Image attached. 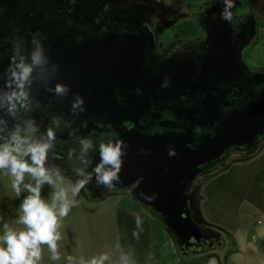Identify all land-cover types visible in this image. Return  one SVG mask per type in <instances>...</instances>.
<instances>
[{
	"label": "flooded vegetation",
	"instance_id": "flooded-vegetation-1",
	"mask_svg": "<svg viewBox=\"0 0 264 264\" xmlns=\"http://www.w3.org/2000/svg\"><path fill=\"white\" fill-rule=\"evenodd\" d=\"M234 3L229 20L227 0H0V86L12 57H30L37 47L34 37L48 58L30 85V110L21 108L14 118L0 106L7 122H0V130L7 135L17 123L27 129L26 121L34 119L40 127L35 135L44 139L47 128L53 127L56 140L46 166L75 182L80 177L70 169L84 167L87 156L92 164L86 171L91 172L99 163L101 143L121 140L126 133L181 132L183 123H166L175 120L181 107L199 114L215 110L221 120L253 111L264 93V0ZM224 25L228 30H217ZM49 83H62L70 91L55 96L46 90ZM76 96L84 104L73 110ZM53 117L58 122L53 123ZM207 120L196 124V142L216 135L218 122ZM83 139L92 142L87 153ZM263 147L264 131H259L254 140L237 139L202 166L190 190L194 219L201 218L199 180L251 159ZM113 183L109 190L97 185L93 175L81 194L91 201L116 195L118 203L126 196L152 210L121 180ZM206 227L205 238L193 240L191 250L218 243Z\"/></svg>",
	"mask_w": 264,
	"mask_h": 264
},
{
	"label": "clouds",
	"instance_id": "clouds-1",
	"mask_svg": "<svg viewBox=\"0 0 264 264\" xmlns=\"http://www.w3.org/2000/svg\"><path fill=\"white\" fill-rule=\"evenodd\" d=\"M235 7L234 0H227L225 18L232 20L233 14L228 9ZM37 47L29 56H22L17 59L12 57V65L4 77L3 85L0 86V100L6 108V114L18 117L21 108L30 110V85L37 79V73H43L44 66L48 63V58L44 53L40 41L33 39ZM56 69V66L53 65ZM7 89L8 91H3ZM47 91L55 96H66L70 88L62 83H57L54 87L47 86ZM84 100L76 96L73 102V110L80 108ZM53 123L58 122L57 117L52 118ZM0 122L7 124L0 116ZM28 128L24 129L21 124L14 125L13 130L7 135L4 130H0V173L12 178L11 188L17 197L22 191L27 195L23 197L19 205V223L24 226L23 230H14L7 222L2 223V234H0V264H40L43 259V247L47 246L51 253L52 261H59L61 253L59 251V241L62 239L61 227L63 220L69 215L72 208L79 205L76 199H69L68 190L57 186V179L63 180L59 171L55 177L46 166L49 159V152L54 148L56 131L53 127H48L44 139L35 135L40 131L39 125L34 119L26 121ZM111 127V125H110ZM26 133V134H24ZM116 135L115 133H112ZM84 153L92 147L89 139L81 140ZM123 141L115 140L108 143H101L99 146V163L91 172L86 171L92 164V160L85 156L82 168H71L78 177L71 188L72 196L77 197L81 190L91 182L93 175L97 185H102L109 190L114 187L113 181H119V173L122 168ZM55 151L52 152L55 158ZM74 155V150L68 153L69 159ZM107 166V167H106ZM26 174L31 177L29 183H25ZM49 185L53 191L50 194V201L42 196L43 186ZM23 186V187H22ZM139 231L133 232L136 239L140 238L143 231L141 217L136 216ZM127 260V256L122 257ZM69 264H76L74 257H67ZM109 260L107 253L94 256L90 260L79 261V264H104Z\"/></svg>",
	"mask_w": 264,
	"mask_h": 264
},
{
	"label": "rangeland",
	"instance_id": "rangeland-1",
	"mask_svg": "<svg viewBox=\"0 0 264 264\" xmlns=\"http://www.w3.org/2000/svg\"><path fill=\"white\" fill-rule=\"evenodd\" d=\"M262 154L264 147L257 156L246 160L245 164L240 162L245 166L238 194L221 187L219 191L213 192L209 202H205L206 192L204 193V190L199 192V210L201 216L203 215L202 219L206 224L221 230V235H217L218 243L202 249L205 251L204 255L208 257L207 264H264V182L259 186L254 170L257 167L254 160H258ZM50 171L56 178V171ZM61 176L63 180L57 179V186L67 189L69 199L78 200L79 205L72 208L62 222L60 229L62 239L59 241L61 259L52 261L51 253L45 245L42 246L43 259L40 264H69L67 260L69 256L74 257L76 264H79L81 260L88 261L102 253L109 255V260L104 264H123L117 222L119 196L111 195L98 201L88 200L81 193L73 197L71 192L73 179ZM208 179L209 177H203L199 181L204 186L209 183ZM29 182H32L31 177L26 174L25 183ZM11 184V177L0 175V234H2L3 222H7L14 230L24 229L19 223V216L22 214L19 205L27 193L22 191L21 196L17 197ZM258 187L262 195L259 199L256 195L258 200L253 201L250 193ZM52 191L53 189L45 184L42 196L50 201ZM247 192H249L248 198L244 196ZM253 196L255 198V195ZM145 210L151 216L154 213ZM171 246L176 247V244L172 242Z\"/></svg>",
	"mask_w": 264,
	"mask_h": 264
},
{
	"label": "water",
	"instance_id": "water-1",
	"mask_svg": "<svg viewBox=\"0 0 264 264\" xmlns=\"http://www.w3.org/2000/svg\"><path fill=\"white\" fill-rule=\"evenodd\" d=\"M254 27L255 24H252L249 30ZM217 30L228 29L224 25ZM252 108L253 111L233 114L221 120L215 110L199 114L181 107L174 114V121L166 120L167 124L183 123L181 132L157 136L126 133L121 138L124 144L119 173L122 186L129 189L136 200L162 217L164 225L180 245L190 247L193 240L200 242L206 235L205 221L202 217L197 220L192 216L194 196L190 193L202 166L220 157L223 149L237 139L252 141L259 131H264V93L260 103ZM106 117H115L116 121L120 119L119 115ZM207 118L218 122L216 135L196 142V124H206Z\"/></svg>",
	"mask_w": 264,
	"mask_h": 264
},
{
	"label": "trees",
	"instance_id": "trees-1",
	"mask_svg": "<svg viewBox=\"0 0 264 264\" xmlns=\"http://www.w3.org/2000/svg\"><path fill=\"white\" fill-rule=\"evenodd\" d=\"M153 215H149L145 208L129 197L120 199L117 209L119 241L122 256L128 258L123 259V264H206L208 262L203 248L191 250L190 247L180 245L164 225L162 217L155 212ZM136 216L141 217L143 222V231L139 239L133 236V232L139 231ZM205 225L207 230L221 235L218 227L206 223ZM172 242L176 247L171 246Z\"/></svg>",
	"mask_w": 264,
	"mask_h": 264
},
{
	"label": "crops",
	"instance_id": "crops-1",
	"mask_svg": "<svg viewBox=\"0 0 264 264\" xmlns=\"http://www.w3.org/2000/svg\"><path fill=\"white\" fill-rule=\"evenodd\" d=\"M255 156H257V154ZM254 161H256V163H257V167L254 169L255 170V176L257 175V179H258L257 182L259 183V186H260V183L264 182V172H263V170H264V154H262L258 160H254ZM244 164H245V161H244ZM244 166L245 165L240 164V162H239V164L236 163V165L231 166L229 169L225 170L224 172L209 177V179H208L209 183L208 184L206 183L204 186H203V184H201V189L199 192H201V190L202 191L204 190V193L206 192L204 195L205 202L206 201L209 202L213 192L219 191L221 187H226V188L230 189L231 192H233L234 194H236L235 192H237V194H238V189L241 186L240 182L244 176V171H243ZM260 168H263V169H260ZM233 193H231V194L233 195ZM248 193L249 192H247V194L244 195L247 198L249 196ZM250 195H252L253 201L258 200L259 197L262 195V191H261L260 187H258V189H256L255 191L251 192ZM253 195H255V198ZM256 195L258 196V199L256 198ZM199 213L201 216L200 210H199Z\"/></svg>",
	"mask_w": 264,
	"mask_h": 264
}]
</instances>
